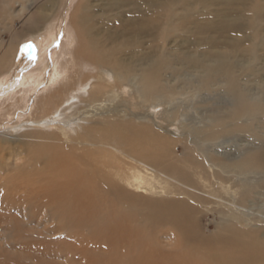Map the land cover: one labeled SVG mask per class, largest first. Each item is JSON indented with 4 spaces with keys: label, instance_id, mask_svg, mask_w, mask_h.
Instances as JSON below:
<instances>
[{
    "label": "bare ground",
    "instance_id": "obj_1",
    "mask_svg": "<svg viewBox=\"0 0 264 264\" xmlns=\"http://www.w3.org/2000/svg\"><path fill=\"white\" fill-rule=\"evenodd\" d=\"M12 1L0 0L1 33L16 31L15 19L25 22V29H39L63 6V0H14L15 8ZM77 5L71 45L64 48L68 57L52 67L36 114L49 125L74 111L83 126L47 130L29 127L34 122L28 119L21 130L7 129L8 117L24 109L18 99L41 88L42 72L19 75L22 42L0 36V173L21 172L15 175L19 181L0 174L1 198L92 199L99 193L125 198V188L144 187L177 199L251 202L264 222V0H80ZM57 29H49L48 43ZM33 61L31 66L38 65ZM129 105L147 117L160 114L162 124L178 134L165 138L137 124L147 117L130 119ZM126 132L130 136L120 146ZM245 136L242 154L228 155L226 144ZM166 141L193 145L200 154L191 156L189 168L179 167L176 150L171 156L160 148ZM176 204L169 215L177 221L183 203ZM228 227L212 237L226 245L220 264H264V229Z\"/></svg>",
    "mask_w": 264,
    "mask_h": 264
},
{
    "label": "rangeland",
    "instance_id": "obj_2",
    "mask_svg": "<svg viewBox=\"0 0 264 264\" xmlns=\"http://www.w3.org/2000/svg\"><path fill=\"white\" fill-rule=\"evenodd\" d=\"M79 2L80 0H63V6L61 5L58 12L53 13L48 22L40 25L39 29L37 27L33 30L25 29V22L15 19L16 31L14 28L3 31V34L0 31L1 39L5 42L11 40L22 42L19 49L22 51L23 63L19 70L23 71L19 75L28 70L40 69L42 72L41 88L35 90L34 86V90L30 89L25 92L22 99L20 98L21 100L18 99L17 104L24 105V113L22 111L15 117L13 115L12 118L8 117L6 125L9 131L21 130L23 125H19L28 119L34 122V124L29 123V127L47 130L56 126L65 127L68 124L73 126L85 124L80 113L74 111L65 118L51 120L49 125H45L46 117L36 114L40 97L44 91H47L52 80L54 72L52 67L68 57L64 51L71 45L68 35ZM12 4L14 5V0ZM52 25L58 28V32L55 39L48 43V31ZM73 40L78 46L76 35ZM43 42L45 46H39ZM61 47L65 49L62 50ZM29 60H34L33 62L38 65L31 66ZM254 84H260L259 79H256ZM9 87H5V90ZM66 93V89L62 91V97H65ZM128 107L126 112L130 119L135 116L141 117L140 115L143 114L145 118L147 117L145 110L134 105ZM152 115L149 116L150 118L140 119L137 124L154 128L165 138L176 137L179 130L176 131L173 127L167 128L160 114ZM42 118L43 120H40ZM122 135L120 146H125V136L127 138L130 135L127 132ZM114 136L117 137L116 134ZM246 138L248 137L238 138V142L237 140L228 142L226 144L228 155L240 156L247 147ZM168 143L160 144V148L171 156L175 155L174 150H176L178 157L172 159L175 162L178 160L179 167L190 165L191 156L196 157L200 154L193 145L183 148V143L177 145L174 141ZM236 143L237 146L234 148ZM151 145L157 146V143ZM0 174L3 177L11 175L9 177L14 181H19L21 172L12 170ZM162 185L166 188L173 187L171 183ZM2 189H0V264H136L141 259L146 261L150 259L148 264H220L218 255L226 245L221 240H212L214 235L230 230L228 225H233L243 232L255 227L264 229V222L257 219L260 212L256 205L247 202L237 203L240 206H235L233 199L228 197L192 199L191 196H184L185 199H177L179 195L167 194L161 189L162 193L159 194L144 187L139 190L130 187L125 188L126 191L128 190L125 198L115 197L116 199L101 193L92 199H40V197L2 199ZM123 192L125 193L124 188ZM199 192L205 195L203 191ZM262 199L261 203H264V198ZM170 201L174 202L168 203ZM176 202L183 203L179 216L183 217L177 221L169 215L170 211L172 214V210L175 209ZM190 259H194L193 262H188Z\"/></svg>",
    "mask_w": 264,
    "mask_h": 264
}]
</instances>
